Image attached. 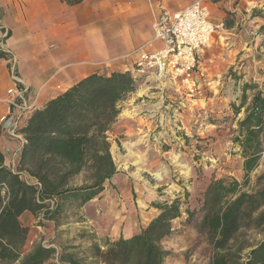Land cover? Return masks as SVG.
Here are the masks:
<instances>
[{
	"label": "rangeland",
	"instance_id": "374dc122",
	"mask_svg": "<svg viewBox=\"0 0 264 264\" xmlns=\"http://www.w3.org/2000/svg\"><path fill=\"white\" fill-rule=\"evenodd\" d=\"M203 1L220 3V9L226 3L239 2ZM241 30L237 28L236 34ZM219 31L212 45L200 51L204 79L212 83L211 90L204 88L200 96L190 97L178 84L154 86L146 79L135 78L131 71L136 91L119 103L121 113L109 134L110 153L117 169L110 182L112 186L106 184L107 189L101 195L83 205L80 198H67L64 203L51 198L43 202L46 206L40 211H24L18 221L27 231L25 244L19 252L15 251L17 258L0 260V264H22L37 246L53 251L44 264H64L62 255L66 253L87 262L96 261L110 243L124 238L127 229L142 231L150 224L159 214L150 207L152 202L171 204L178 198L181 216L171 223L170 231L159 243L166 253L163 264L212 263L214 246L209 229L204 227L211 210H204V194L211 176H215L211 175L214 168L223 167L216 168V173L220 169L219 174L235 179L243 165L240 149L233 139L246 108L235 115L232 105L240 104L245 85L257 87L247 91V104L256 91L264 93V26L253 36L258 41L248 44L251 61L245 71L240 67L248 58L244 53L232 51L234 47L226 44ZM206 59L213 66L211 72L205 68ZM146 135L147 140L140 142ZM138 160H142L139 179L134 177L139 172L135 166ZM6 168L19 173L22 181L40 188L38 180L28 172H19L17 164ZM157 173L162 174V179L157 178ZM239 182L243 185L239 195L264 191V154L258 168ZM91 183L89 173L83 170L69 181L68 187H85ZM4 191L6 197L7 189ZM58 204L61 213L54 220L48 219ZM262 213L264 205L254 217ZM239 233V242L250 246L243 254L246 261L248 252L264 241V224L242 228ZM96 245L100 252L95 250Z\"/></svg>",
	"mask_w": 264,
	"mask_h": 264
},
{
	"label": "trees",
	"instance_id": "16d2710c",
	"mask_svg": "<svg viewBox=\"0 0 264 264\" xmlns=\"http://www.w3.org/2000/svg\"><path fill=\"white\" fill-rule=\"evenodd\" d=\"M9 37V34L6 38ZM0 57L8 56L0 50ZM256 86L245 85L239 105H232L235 115L245 109V117L239 121L233 143L240 149L244 178L258 166L264 154V93L256 91L247 104V91ZM136 91L130 71L96 72L79 81L67 92L50 100L38 109L28 121L22 133L23 145L19 172L35 177L40 188L22 181L14 173L0 165V260L17 258L25 244L26 230L18 221L24 211H40L44 201L55 198L64 203L67 198L81 199L86 204L111 185L117 174L110 149L109 134L121 109L119 103ZM86 170L91 184L69 188V181ZM243 185L236 179L211 180L204 194V210L210 209L204 221L214 246L211 264H264V241L250 248L239 242L240 230L264 224V213L254 214L264 205V191L256 195L240 194ZM7 189V196L4 190ZM239 195V196H238ZM234 198L233 201H231ZM178 198L171 204L152 202L159 214L131 238H121L108 245L96 261L87 262L74 254H63L64 264H163L166 253L159 243L171 229V223L181 216ZM227 205L223 210L222 207ZM52 211L48 219L54 220L61 213V205ZM222 210V211H221ZM9 247H12V251ZM100 252V247L95 246ZM51 249L37 246L22 264H44L51 258Z\"/></svg>",
	"mask_w": 264,
	"mask_h": 264
},
{
	"label": "crops",
	"instance_id": "0c3cea01",
	"mask_svg": "<svg viewBox=\"0 0 264 264\" xmlns=\"http://www.w3.org/2000/svg\"><path fill=\"white\" fill-rule=\"evenodd\" d=\"M197 1L0 0V49L15 58L19 83L37 96L41 109L96 72H134L139 50L151 53L163 48L154 41V19L163 11L177 12ZM203 2L213 21L222 27L219 33L226 44L248 58L240 67L245 71L251 61L248 44L258 41L253 36L264 26V0H239L236 5L226 3L224 9L220 3ZM237 28H242L240 34H236ZM207 59L205 68L211 72L213 66ZM12 86L8 60L0 57V120L9 111L5 100ZM142 138L145 142L147 135ZM22 148V143L8 137L0 126V165H18L21 154L17 158L16 152ZM216 168L211 177L227 178L219 174L220 169L216 173ZM238 174L237 181L245 175L243 165ZM139 231L129 228L123 237L131 238Z\"/></svg>",
	"mask_w": 264,
	"mask_h": 264
},
{
	"label": "built area",
	"instance_id": "2783aa9c",
	"mask_svg": "<svg viewBox=\"0 0 264 264\" xmlns=\"http://www.w3.org/2000/svg\"><path fill=\"white\" fill-rule=\"evenodd\" d=\"M222 27L216 24L211 11L202 0L177 12L163 11L153 21L154 41L163 45L156 52L138 51L134 76L154 86L178 84L190 97L211 90L200 68V51L207 48ZM1 50V49H0ZM13 86L7 91L8 113L0 120L2 131L11 139L26 142L23 129L38 110L37 96L22 86L17 78L16 60L8 56ZM21 152H16V157ZM16 167V164H11ZM18 167V165H17Z\"/></svg>",
	"mask_w": 264,
	"mask_h": 264
},
{
	"label": "bare ground",
	"instance_id": "6f19581e",
	"mask_svg": "<svg viewBox=\"0 0 264 264\" xmlns=\"http://www.w3.org/2000/svg\"><path fill=\"white\" fill-rule=\"evenodd\" d=\"M142 139H143V138H142ZM140 142H141V141H140ZM128 147H129V146H128ZM132 154H133V153L130 151V156H131ZM115 155H116V154H115ZM141 165H142V160H138V161H136L135 166L138 167L139 172L135 173V174H134V177L137 178V179H139V178L141 177V175H140V170H141V168H142ZM156 176H157L158 179H162V174H161V173H157ZM141 206L144 207V204H141Z\"/></svg>",
	"mask_w": 264,
	"mask_h": 264
}]
</instances>
